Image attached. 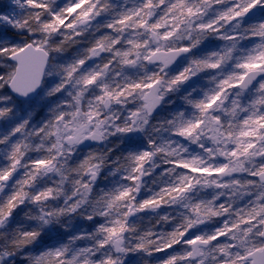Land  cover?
I'll use <instances>...</instances> for the list:
<instances>
[{"label": "snow or ice", "instance_id": "1", "mask_svg": "<svg viewBox=\"0 0 264 264\" xmlns=\"http://www.w3.org/2000/svg\"><path fill=\"white\" fill-rule=\"evenodd\" d=\"M0 264H264V0H0Z\"/></svg>", "mask_w": 264, "mask_h": 264}]
</instances>
